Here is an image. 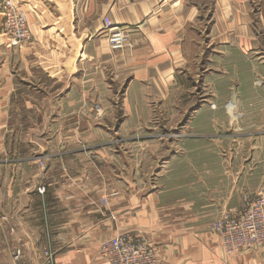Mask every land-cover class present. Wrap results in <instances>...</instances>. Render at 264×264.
Here are the masks:
<instances>
[{
	"label": "crops",
	"instance_id": "obj_1",
	"mask_svg": "<svg viewBox=\"0 0 264 264\" xmlns=\"http://www.w3.org/2000/svg\"><path fill=\"white\" fill-rule=\"evenodd\" d=\"M174 1L40 0L39 14L26 0L21 7L35 32L30 45L10 48L0 0V264H105L100 247L119 235L144 239L157 264H264V246L228 256L211 230L256 189L251 161L237 174L230 147L223 161L205 163L198 145L159 149L152 131L104 129L105 99L88 96L92 84L106 85L104 18L128 33L129 48L112 52L117 75L139 73V64L145 73L186 64L187 17L178 30L166 16L181 3ZM43 40L82 44L79 55L55 50L61 63L49 67ZM77 86L87 96H75ZM111 136L114 145L103 140Z\"/></svg>",
	"mask_w": 264,
	"mask_h": 264
},
{
	"label": "rangeland",
	"instance_id": "obj_2",
	"mask_svg": "<svg viewBox=\"0 0 264 264\" xmlns=\"http://www.w3.org/2000/svg\"><path fill=\"white\" fill-rule=\"evenodd\" d=\"M29 1V10L41 14L37 4L40 0ZM177 1L180 3L174 2ZM216 1L181 0L178 6L173 4L168 8L166 16L172 19L171 29L179 30V17H187L180 43L186 53V64L172 71L158 65L145 73V67L139 64L136 65L141 70L139 73L117 75L112 60L114 53L102 38L109 57L102 76L106 85L92 84L88 96L93 101L105 99L101 107L107 117L105 123L101 122L104 129L152 131L158 136L154 140L159 149L163 145L173 150H178L180 145H198L203 147L198 159L202 155L205 163L223 161L230 147V152L234 151L237 174L242 173L239 165L251 161L250 184L256 189L243 195V202L245 197L251 198L264 188V166L260 168L258 164L264 161V0H221L220 6ZM11 2L24 15L30 30V40L22 45H30L35 30L30 26L25 8L21 7L22 2ZM1 34L6 42L4 31ZM128 43L119 53L129 48ZM40 44L39 50L46 55L43 65L52 67L61 63V58L54 55L55 50L70 47L79 55L82 43L66 40L53 44L43 40ZM5 46L8 47L7 42ZM30 60L33 62L34 57ZM18 64L19 59L12 60L13 66ZM80 64L92 66L94 63ZM77 89L75 96H87L80 87ZM47 92L52 93L45 90V95ZM103 140H112L114 145L116 139L111 136ZM130 140L133 139H124ZM260 146L261 154L257 148Z\"/></svg>",
	"mask_w": 264,
	"mask_h": 264
},
{
	"label": "built area",
	"instance_id": "obj_3",
	"mask_svg": "<svg viewBox=\"0 0 264 264\" xmlns=\"http://www.w3.org/2000/svg\"><path fill=\"white\" fill-rule=\"evenodd\" d=\"M2 25L9 47H19L31 38L24 15L11 0L4 2ZM103 31L110 51L118 52L126 46L127 31L108 18L103 20ZM37 191L42 194L44 188ZM211 230L220 237L221 247L228 256L264 246V191L245 197L237 213L219 217ZM99 252L105 264H157L155 253L146 241L130 235L112 237L101 245Z\"/></svg>",
	"mask_w": 264,
	"mask_h": 264
}]
</instances>
